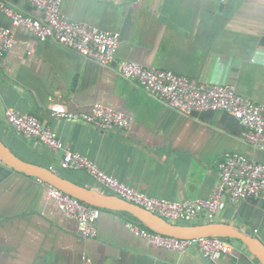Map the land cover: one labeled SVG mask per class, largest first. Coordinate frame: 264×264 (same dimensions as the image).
I'll return each mask as SVG.
<instances>
[{"label":"crops","instance_id":"0c3cea01","mask_svg":"<svg viewBox=\"0 0 264 264\" xmlns=\"http://www.w3.org/2000/svg\"><path fill=\"white\" fill-rule=\"evenodd\" d=\"M3 1L42 16L28 0ZM61 11L70 20L119 31L116 60L102 65L52 38L39 40L0 10V26L16 39L0 61V138L18 157L111 194L86 170L62 168L61 152L19 134L6 119L9 107L36 115L71 150L153 197H210L227 153L264 162V148L247 142L231 114L185 115L120 70V61L130 59L202 83H230L264 105V0H63ZM96 102L131 116V126L103 130L52 114L53 103L84 112ZM47 184L0 160V264H83V256L93 264H262L239 239L231 240L234 254L212 257L197 246L182 252L153 247L127 222L147 225L120 210L102 208L97 236L85 238L48 196ZM214 221L264 244L263 199L226 197Z\"/></svg>","mask_w":264,"mask_h":264},{"label":"built area","instance_id":"2783aa9c","mask_svg":"<svg viewBox=\"0 0 264 264\" xmlns=\"http://www.w3.org/2000/svg\"><path fill=\"white\" fill-rule=\"evenodd\" d=\"M28 1L41 10V17L25 14L3 0H0V10L11 19L14 26L27 28L39 40L52 38L102 65H110L116 60L121 37L119 31L68 19L61 11L63 0ZM15 44L13 30L0 26V61ZM255 60L253 57L252 61ZM120 70L125 78L138 81L147 91L185 115L192 116L203 111L231 114L244 126L247 142L264 148V105L240 94L235 85L202 83L172 70L147 67L130 59L120 61ZM51 109L53 115L81 119L103 130L127 129L133 121L126 113L100 102L94 103L90 111L84 112H70L58 103H53ZM5 116L19 134L39 140L54 152H61L62 168L84 169L111 194L138 204L168 221L192 223L203 219L204 222H213L226 197L232 202L248 197L264 200V162L240 152L227 153L221 161L219 181L210 197L171 200L150 196L104 171L89 156L67 147L58 133L36 115L9 107ZM47 193L64 214L76 221L78 232L83 237L97 236V222L102 208L85 203L50 183L47 184ZM127 227L156 248L182 252L197 246L207 257L218 253L230 255L236 251L232 241L225 237L179 238L131 221L127 222ZM83 264L93 263L90 258L83 256Z\"/></svg>","mask_w":264,"mask_h":264},{"label":"water","instance_id":"95a60500","mask_svg":"<svg viewBox=\"0 0 264 264\" xmlns=\"http://www.w3.org/2000/svg\"><path fill=\"white\" fill-rule=\"evenodd\" d=\"M0 160L17 171L34 175L85 203L105 209L126 211L137 217L150 229L163 234L179 238L213 235L229 239H239L249 248L256 258L264 264V244L252 235L240 231L229 224L215 221L190 224L168 221L159 215L151 213L146 208L122 197L80 186L65 179L55 170L26 161L18 157L1 138Z\"/></svg>","mask_w":264,"mask_h":264},{"label":"rangeland","instance_id":"374dc122","mask_svg":"<svg viewBox=\"0 0 264 264\" xmlns=\"http://www.w3.org/2000/svg\"><path fill=\"white\" fill-rule=\"evenodd\" d=\"M235 244H239L237 239H233Z\"/></svg>","mask_w":264,"mask_h":264},{"label":"trees","instance_id":"16d2710c","mask_svg":"<svg viewBox=\"0 0 264 264\" xmlns=\"http://www.w3.org/2000/svg\"><path fill=\"white\" fill-rule=\"evenodd\" d=\"M229 239V238H228ZM230 241L232 240V239H229Z\"/></svg>","mask_w":264,"mask_h":264}]
</instances>
